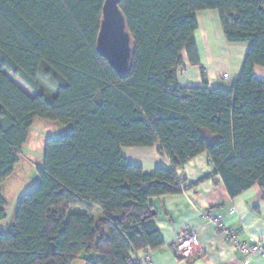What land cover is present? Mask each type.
<instances>
[{
    "label": "trees",
    "instance_id": "1",
    "mask_svg": "<svg viewBox=\"0 0 264 264\" xmlns=\"http://www.w3.org/2000/svg\"><path fill=\"white\" fill-rule=\"evenodd\" d=\"M104 2L0 0V264H75L82 255L86 264H141L135 253L164 246L150 200L186 191L177 170L204 153L215 171L193 185L220 176L232 198L258 185L264 201V83L255 76L264 0H124L133 46L125 76L97 50ZM206 11L219 13L229 44L249 45L241 75L227 88H181L184 55L200 66L196 15ZM37 118L68 131L47 141L39 182L2 231V186ZM156 146L172 168L147 174L121 153Z\"/></svg>",
    "mask_w": 264,
    "mask_h": 264
},
{
    "label": "crops",
    "instance_id": "2",
    "mask_svg": "<svg viewBox=\"0 0 264 264\" xmlns=\"http://www.w3.org/2000/svg\"><path fill=\"white\" fill-rule=\"evenodd\" d=\"M196 18L198 29L194 37L200 66H192L184 55L185 65L182 69L185 73L179 75V85L181 88H227L233 80L240 77L249 45L229 44L226 41L217 11L200 12L197 13ZM202 69H204L205 81ZM255 76L264 83V68L256 67ZM21 89L31 98L35 97L33 91L34 95H31ZM65 134L66 132L61 135ZM209 139L211 142L214 141V138ZM121 153L130 164L142 167L147 174L154 173L157 168H172L170 159L160 156L157 146L123 148ZM214 171L208 153H204L184 168L177 170L180 179L186 180L185 187H189L186 191L179 195L150 200L156 213L155 225L164 246L158 250L135 253L133 255L135 259L141 264H245V257L236 251L213 226L203 220L202 215L208 211L223 214L228 227L234 231L240 242L250 246L258 241L264 243V201L259 186L232 198L220 176L193 185ZM2 194L4 197L3 186ZM19 199L12 206L10 213L7 209V218L1 224L2 231L15 226ZM5 201L7 202L6 199ZM73 212L83 211L74 209ZM92 215L95 220L101 217L97 209H93ZM186 229L197 231L201 246L194 248L190 252V257L181 259L175 253L176 235ZM88 259V255H82L75 264H86ZM249 264H264V261L260 257H255Z\"/></svg>",
    "mask_w": 264,
    "mask_h": 264
},
{
    "label": "rangeland",
    "instance_id": "3",
    "mask_svg": "<svg viewBox=\"0 0 264 264\" xmlns=\"http://www.w3.org/2000/svg\"><path fill=\"white\" fill-rule=\"evenodd\" d=\"M11 80L23 88L27 93L34 95L23 82L15 79L12 75ZM39 84L48 93L54 94V90L47 85L42 79ZM68 131V127L57 122L37 118L30 129L29 138L23 147L20 155V162L16 166L14 173L3 183L4 198L8 202V213L12 206L25 193L34 188L39 182V169L43 167L44 150L49 139H56L64 132Z\"/></svg>",
    "mask_w": 264,
    "mask_h": 264
},
{
    "label": "water",
    "instance_id": "4",
    "mask_svg": "<svg viewBox=\"0 0 264 264\" xmlns=\"http://www.w3.org/2000/svg\"><path fill=\"white\" fill-rule=\"evenodd\" d=\"M123 1L105 0L97 38L99 54L121 76L128 74L133 56L132 37L120 8Z\"/></svg>",
    "mask_w": 264,
    "mask_h": 264
},
{
    "label": "built area",
    "instance_id": "5",
    "mask_svg": "<svg viewBox=\"0 0 264 264\" xmlns=\"http://www.w3.org/2000/svg\"><path fill=\"white\" fill-rule=\"evenodd\" d=\"M184 73V70L180 71V74ZM225 79H227V77H225ZM202 218L207 224L213 226L216 231L235 248L236 251L245 257V264H249L250 260L255 257H260L264 261V243L262 241H258L253 246L240 242L237 239L234 231L228 227L224 220V216L221 213L208 211L202 215ZM200 246V239L198 237L197 231L194 229H186L180 231L176 235L175 253L178 258L190 257V252L194 248H198Z\"/></svg>",
    "mask_w": 264,
    "mask_h": 264
}]
</instances>
